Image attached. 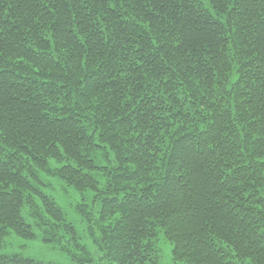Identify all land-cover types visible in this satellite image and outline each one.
Segmentation results:
<instances>
[{
  "label": "trees",
  "instance_id": "obj_1",
  "mask_svg": "<svg viewBox=\"0 0 264 264\" xmlns=\"http://www.w3.org/2000/svg\"><path fill=\"white\" fill-rule=\"evenodd\" d=\"M35 228L70 264H264V0H0V264H57L2 251Z\"/></svg>",
  "mask_w": 264,
  "mask_h": 264
},
{
  "label": "rangeland",
  "instance_id": "obj_2",
  "mask_svg": "<svg viewBox=\"0 0 264 264\" xmlns=\"http://www.w3.org/2000/svg\"><path fill=\"white\" fill-rule=\"evenodd\" d=\"M45 182H48V187L43 188L44 192L52 196L57 204L62 208L66 217L69 221L73 222L75 225L79 226L80 216L76 213V206L80 205L82 202L90 203L91 199L82 201V196L75 192L71 187L66 186L62 182H59L56 179H47ZM51 185V186H49ZM93 208V207H92ZM97 208L94 207L93 212L89 208V212L93 215L96 212ZM29 222L31 223L30 219ZM83 230H80L82 232ZM35 238L33 239H23L13 235L11 232L5 235L4 245L2 251L4 253H18L24 257L32 258L36 261L41 262H53L57 264H70L68 257L56 244L45 243L42 240V237L37 228L34 229ZM82 234L86 235L84 232ZM85 242V239H83ZM90 250L92 251L93 256L97 259L99 257L98 253L95 251L90 240H88ZM158 249V254L161 264H173L171 260V248L170 245L162 239H159L156 243ZM244 264H248L244 262Z\"/></svg>",
  "mask_w": 264,
  "mask_h": 264
}]
</instances>
